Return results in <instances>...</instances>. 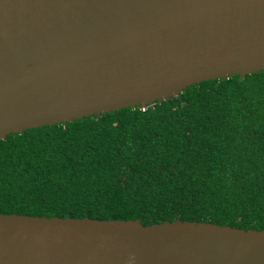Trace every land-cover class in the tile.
I'll return each instance as SVG.
<instances>
[{"label":"water","instance_id":"obj_1","mask_svg":"<svg viewBox=\"0 0 264 264\" xmlns=\"http://www.w3.org/2000/svg\"><path fill=\"white\" fill-rule=\"evenodd\" d=\"M264 70V0H0V140ZM0 264H264V230L0 213Z\"/></svg>","mask_w":264,"mask_h":264},{"label":"trees","instance_id":"obj_2","mask_svg":"<svg viewBox=\"0 0 264 264\" xmlns=\"http://www.w3.org/2000/svg\"><path fill=\"white\" fill-rule=\"evenodd\" d=\"M0 213L264 230V70L8 134Z\"/></svg>","mask_w":264,"mask_h":264}]
</instances>
